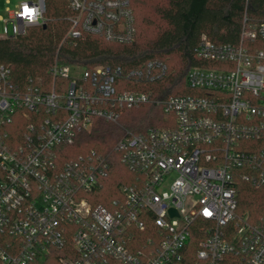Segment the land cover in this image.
Returning <instances> with one entry per match:
<instances>
[{"label":"built area","instance_id":"built-area-1","mask_svg":"<svg viewBox=\"0 0 264 264\" xmlns=\"http://www.w3.org/2000/svg\"><path fill=\"white\" fill-rule=\"evenodd\" d=\"M67 36L129 44L137 29L131 0H65ZM9 3V1H8ZM36 9L29 21L23 5ZM46 1L24 0L0 19V37L46 23ZM264 20L239 45L202 36L187 85L194 95L156 99L168 67L87 70L57 60L51 85L19 83L0 64V264H264V216L238 213L235 172L264 192ZM135 88L126 89L128 84ZM162 106L164 126L135 133L125 113ZM97 121L121 129L107 151L69 157ZM120 161L136 175L106 194Z\"/></svg>","mask_w":264,"mask_h":264},{"label":"trees","instance_id":"trees-1","mask_svg":"<svg viewBox=\"0 0 264 264\" xmlns=\"http://www.w3.org/2000/svg\"><path fill=\"white\" fill-rule=\"evenodd\" d=\"M46 1V23L29 28L18 38L0 37V64L13 69V78L19 83L29 79L42 80L51 85L50 67L57 60L64 66H78L93 70L99 66L123 67L131 70L151 60H161L168 67V76L161 83H151L156 99L171 96L194 95L187 85V76L195 66L208 65L196 57L202 36L214 43L239 45L244 19L247 26H256L264 20V0H131L135 14L137 35L134 42L118 44L103 37L85 35L67 36L73 15L65 0ZM243 44L251 52L264 51V40ZM128 84L125 88H135ZM162 106L145 105L125 113L123 126L138 133L160 122ZM121 129L97 121L91 133L82 134L71 147L76 156L91 149L107 151L121 136ZM244 170L235 172L238 213L258 221L264 216V192L254 189L243 180ZM136 175L117 161L107 181L105 192L116 197L121 185H133Z\"/></svg>","mask_w":264,"mask_h":264},{"label":"rangeland","instance_id":"rangeland-1","mask_svg":"<svg viewBox=\"0 0 264 264\" xmlns=\"http://www.w3.org/2000/svg\"><path fill=\"white\" fill-rule=\"evenodd\" d=\"M22 1L24 0H0V19L7 18L8 10H15L17 8V5ZM1 27H2V23H0V28Z\"/></svg>","mask_w":264,"mask_h":264},{"label":"clouds","instance_id":"clouds-1","mask_svg":"<svg viewBox=\"0 0 264 264\" xmlns=\"http://www.w3.org/2000/svg\"><path fill=\"white\" fill-rule=\"evenodd\" d=\"M26 7H28L26 4L23 5V8H24V9H25ZM31 10H32V15L26 17L29 21H31V20L37 18L36 15H35V13H36L37 10H36V9H31ZM18 15L24 16V12H22V13H18Z\"/></svg>","mask_w":264,"mask_h":264},{"label":"snow or ice","instance_id":"snow-or-ice-1","mask_svg":"<svg viewBox=\"0 0 264 264\" xmlns=\"http://www.w3.org/2000/svg\"><path fill=\"white\" fill-rule=\"evenodd\" d=\"M24 14L27 15V16H31L32 15V10L28 7H26L24 9Z\"/></svg>","mask_w":264,"mask_h":264}]
</instances>
